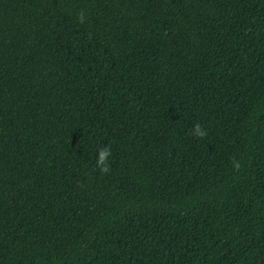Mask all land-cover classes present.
<instances>
[{"label": "trees", "instance_id": "1", "mask_svg": "<svg viewBox=\"0 0 264 264\" xmlns=\"http://www.w3.org/2000/svg\"><path fill=\"white\" fill-rule=\"evenodd\" d=\"M0 264H264V0H0Z\"/></svg>", "mask_w": 264, "mask_h": 264}, {"label": "clouds", "instance_id": "2", "mask_svg": "<svg viewBox=\"0 0 264 264\" xmlns=\"http://www.w3.org/2000/svg\"><path fill=\"white\" fill-rule=\"evenodd\" d=\"M108 155H109V152L107 150L100 151L99 156H98V163L103 164V162L105 161Z\"/></svg>", "mask_w": 264, "mask_h": 264}]
</instances>
